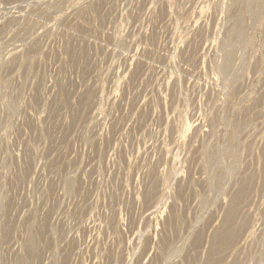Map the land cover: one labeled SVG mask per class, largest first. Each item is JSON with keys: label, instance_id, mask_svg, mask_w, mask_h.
<instances>
[{"label": "rangeland", "instance_id": "obj_1", "mask_svg": "<svg viewBox=\"0 0 264 264\" xmlns=\"http://www.w3.org/2000/svg\"><path fill=\"white\" fill-rule=\"evenodd\" d=\"M0 264H264V0H0Z\"/></svg>", "mask_w": 264, "mask_h": 264}, {"label": "bare ground", "instance_id": "obj_2", "mask_svg": "<svg viewBox=\"0 0 264 264\" xmlns=\"http://www.w3.org/2000/svg\"><path fill=\"white\" fill-rule=\"evenodd\" d=\"M227 223V222H226ZM229 223H230V221H229ZM232 225V224H231ZM231 225H230V228H232L231 227ZM227 226H228V224H227ZM233 226V225H232ZM226 228H228V227H226ZM231 231V230H230ZM225 232V231H224ZM228 233V232H227ZM217 235H218V233H216ZM222 234V233H221ZM225 234H226V232H225ZM224 236H226V235H224ZM220 238H222V237H220ZM224 239H225V237H224ZM227 239V238H226ZM226 241H228V240H226ZM224 242V241H223ZM217 244V243H216ZM222 244V243H221ZM221 246V245H220Z\"/></svg>", "mask_w": 264, "mask_h": 264}]
</instances>
